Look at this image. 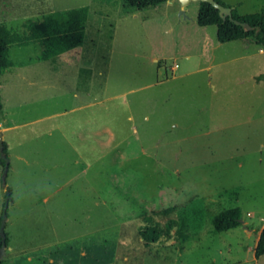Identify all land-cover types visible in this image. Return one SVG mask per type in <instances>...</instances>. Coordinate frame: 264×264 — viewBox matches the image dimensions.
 <instances>
[{"label": "rangeland", "instance_id": "rangeland-1", "mask_svg": "<svg viewBox=\"0 0 264 264\" xmlns=\"http://www.w3.org/2000/svg\"><path fill=\"white\" fill-rule=\"evenodd\" d=\"M215 1L239 15L264 10V0ZM80 7L89 9L80 47L45 60L36 42L13 46L0 77L6 250L29 242L51 264H264L254 255L264 47L218 42L192 0L182 14L180 0L142 11L122 0H0V23L21 32ZM236 207L242 226L213 232L209 215ZM167 208L188 218L192 239L144 246L141 218Z\"/></svg>", "mask_w": 264, "mask_h": 264}, {"label": "trees", "instance_id": "trees-1", "mask_svg": "<svg viewBox=\"0 0 264 264\" xmlns=\"http://www.w3.org/2000/svg\"><path fill=\"white\" fill-rule=\"evenodd\" d=\"M168 0H122L123 8L131 11H142L164 5ZM237 7V6H236ZM89 9L80 7L64 11L60 18L45 15L39 20H27L21 32L0 23V77L14 66L10 58L13 46H28L36 42L41 47V58L49 59L74 48L80 47L85 38V25ZM197 24L200 27L215 26L217 40L228 43L237 40L251 41L264 47V10L250 15H239L232 8L231 19L222 17L218 10L207 2H199ZM259 79V78H258ZM3 104L0 96V112ZM6 151V148H4ZM4 165V161L0 160ZM5 205V204H4ZM172 208L144 215L137 228V235L143 240V245L165 244L166 242L181 243L192 239L191 223L186 216L170 217ZM7 211V210H6ZM158 216H165V221H159ZM2 215L0 217L1 221ZM240 208H229L217 214H210L209 223L215 233L226 232L242 226L239 221ZM7 243V238L6 241ZM0 236V247H1ZM264 254V229L259 235L254 255L255 258ZM2 264V260H0Z\"/></svg>", "mask_w": 264, "mask_h": 264}, {"label": "water", "instance_id": "water-1", "mask_svg": "<svg viewBox=\"0 0 264 264\" xmlns=\"http://www.w3.org/2000/svg\"><path fill=\"white\" fill-rule=\"evenodd\" d=\"M181 1V4H182V10H181V14L184 12V10L186 9L187 7V4L191 1V0H180ZM192 1H199V2H207L209 4H211L216 10H218L219 14L222 16V17H225V16H228L230 19H231V13H232V8H229V7H225L223 5H221L220 3H218L217 1L215 0H192ZM3 132L0 131V156H1V159L4 161V170H3V173H2V185L3 187L5 188L6 190V195H5V205H4V208H3V213H2V218H1V221H0V236H1V247H0V260H2L3 258V255L5 253V250H6V235H5V232H4V229H5V225H6V221H7V205L11 199L10 197V191L9 189L6 187V183H5V180H6V176H7V171H8V159L6 157V154H5V145H4V141H3ZM241 223L243 222L241 219L239 220Z\"/></svg>", "mask_w": 264, "mask_h": 264}, {"label": "crops", "instance_id": "crops-1", "mask_svg": "<svg viewBox=\"0 0 264 264\" xmlns=\"http://www.w3.org/2000/svg\"><path fill=\"white\" fill-rule=\"evenodd\" d=\"M263 52V50H261ZM31 244L25 243V247L18 249L17 247L13 245H8L7 250H6V257L4 258V261H2V264H37L39 260L41 261V264H51L52 263V253L49 252L46 257L43 258H37L38 256L29 253V250H32ZM30 246V247H29ZM26 253L25 258L23 260L19 257V253ZM28 252V253H27ZM21 261V262H20Z\"/></svg>", "mask_w": 264, "mask_h": 264}]
</instances>
